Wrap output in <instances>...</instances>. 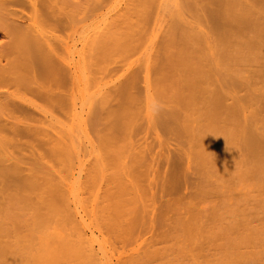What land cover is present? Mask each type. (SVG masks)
Returning a JSON list of instances; mask_svg holds the SVG:
<instances>
[{"label": "bare ground", "instance_id": "bare-ground-1", "mask_svg": "<svg viewBox=\"0 0 264 264\" xmlns=\"http://www.w3.org/2000/svg\"><path fill=\"white\" fill-rule=\"evenodd\" d=\"M0 36V264H113L106 240L92 229L99 169L120 167L102 191L108 216L101 221L120 239L137 211L130 206L135 199L152 211L158 191L180 185L182 156L170 140L188 138L190 115L201 114L191 151L198 163L220 172L238 162L240 173L246 168L264 178V106L247 118L256 99L249 88L227 104L213 83V65L207 70L201 57L212 38L222 64L234 71L224 89L241 88L245 81L235 71L259 59L264 48V0H0ZM174 70L186 76L180 80ZM93 114L104 120L96 141ZM142 130L150 131L149 141L137 137ZM238 150L243 166L235 159ZM244 176L245 184L250 177ZM182 219L174 220L178 228L188 223ZM246 223L220 263L202 253L217 237L207 241L202 228L199 237L205 233L206 241L195 246L197 260L188 264H264V248L238 250L261 242L259 230ZM189 228L187 244H194L197 231ZM155 258L148 247L120 264Z\"/></svg>", "mask_w": 264, "mask_h": 264}, {"label": "rangeland", "instance_id": "rangeland-1", "mask_svg": "<svg viewBox=\"0 0 264 264\" xmlns=\"http://www.w3.org/2000/svg\"><path fill=\"white\" fill-rule=\"evenodd\" d=\"M2 39H3L2 36H0V41ZM212 40L213 39L211 38V40H210L211 50L208 53H204L203 54L204 56L201 54L202 55L201 57H203L206 60H209V58L212 59V61L209 60L210 62L209 61L206 62V60H205V63L207 65H209V66L206 65L207 70H208V68H212V67H213V70L215 69L214 72H213V70H212V72H210L211 76H212V80H214V82L213 81L212 82L217 83L218 85L216 84V86H220L219 88L222 87L220 90H222L221 91L222 93H225L224 94L225 97L226 96L230 97L229 100H228V97H226L227 98L226 99L227 104L230 101L232 102L234 94L236 97H242L243 95L245 96V93H247L249 91V89H251V93H253V95L252 94H250V95L252 97L256 95V97H254L256 99H254L255 102L252 105L254 110L252 109V110H249V112H247V118H250L249 114H252L255 111L257 112V110H256L257 107H255V106H259V105L264 106V97L262 98V94L264 96V91H263L264 90V85H263L264 84V67L260 66V65L264 66V64H262L264 62V54H263L264 48H261V51H260L261 54L258 57L259 59H256L250 63L248 62V64H246V63L240 64V66L243 65V68L240 67V71L239 72L235 71V74H236L237 78H240L239 81L241 83H243L244 81L245 82L243 84H241L242 85L241 88L240 87L237 88L238 90L237 89L232 90V88L229 87L230 85L227 83L230 79V76L234 74L233 70H235V69H233L232 70L233 72H231V70L227 69V66L224 67V64H222L223 62H221L220 58L218 57L219 52L217 50L219 49L218 48L219 45L216 43L217 44V46H216L214 40L213 41ZM190 43L193 44V42H190ZM190 43H189V46H192V44H190ZM193 47H194V44H193ZM212 48H213V50H212ZM216 52H218L216 54V56L213 55ZM207 54H208V56H207ZM205 56L208 58H206ZM214 57H215V59H213ZM217 61H219V62H217ZM220 62H221V64H219ZM208 63H210V64H208ZM210 65L211 66L213 65V66L210 67ZM244 65H245V67H244ZM173 67H174L173 69H175V67L177 69L179 66L177 67L176 65H174ZM181 67H183L182 64H180L179 69ZM225 68L227 70H225ZM183 69H185V66L183 67ZM183 69L181 70V73L186 72V70H185V72H182ZM241 69H242V72H241ZM237 70H239V68ZM252 70H254V71H252ZM179 71L180 70H178V73H179ZM248 71H250L251 73ZM175 72L177 73V71H175ZM218 72H219V74H218ZM178 73L176 75H178ZM181 73H179V76H177L180 78V80L183 79V76L184 77L186 76V75L182 74V79H181V77H180ZM187 73L188 72H186L185 74H187ZM252 73H253V75H252ZM246 80H247V84H246ZM253 81H255V82H253ZM222 83L223 84L226 83V85H229L228 86L229 88L227 87L228 89L225 90L226 88L224 89V87H226V85L224 84L225 85L224 86ZM254 83H256V85ZM210 85H211V87L210 86L207 87V84H206L205 88L210 90L213 87L212 84H210ZM243 85L246 87H244ZM261 85H262V87H261ZM255 87L257 90L255 89ZM234 90H236V91H234ZM249 92H248V94H249ZM237 95H239V96H237ZM256 100H258V102ZM198 102L199 103L196 106H199L200 101H198ZM204 102L205 101H203L201 103L203 104ZM159 106L165 107L162 103H158L157 107H159ZM200 106H201V104H200ZM261 108H262L261 109V111H262L261 115H263L264 110H263V107H261ZM257 109H259V107ZM197 113H198V110H197ZM194 115H196L195 116L196 118L194 117ZM194 115H190V116L186 117L190 122L193 121L192 124L190 123L192 125V128L190 125V128H191L190 133L191 134H189V136H191V141H190V137L187 134H185V135H187L188 138H185L186 136L183 138L182 136H184V134H182V136L179 135L181 138H179V136L174 138V136H173L174 139L170 140V142L172 143L170 147L177 149V151L182 156L181 165L183 167V169H182L183 173L181 172V175L179 178V181H180V179H181V181H180V185H178V187H177L178 190L177 189H176V191L173 190L171 193L169 192L170 194L167 193L166 191H158L157 196H159V197H157L158 200L155 201V204H154L155 206H154L152 211H150L149 207H148V209H143L141 207L139 208L141 201H140V199H137V200L135 199L136 204L130 205V206H135L134 208H136L137 211H136V213L131 214V215H134L133 221L130 224L125 226L126 230L122 233V235H120L121 236L120 239L114 240L113 237L111 236L112 233L109 232L107 230V228L102 224V223H104L105 217L108 216L107 215L108 212L104 210L105 202L102 200V195H103L102 191L105 190L106 188L111 187L114 184L111 181V179L120 167H118L112 163H109L107 165L102 166L99 169L100 175L98 176V178H100L99 182H100L101 188L99 189L98 199L94 202V219H93L92 229L94 230L95 236H97L100 239L106 240V249H107L109 254L113 255V264H120V261L123 260L124 258H126L127 256H137V254L142 255L144 253V250L147 249L148 247L151 250L152 249L155 250L157 252V256L159 257V258H155L156 260L152 261L151 264H169L167 262L168 260H172V261L178 260V261H180V263L178 261H176V262H178V264L192 263V262L197 260V258H196L197 250L195 251V249H197V247L199 245H202L200 243L205 238L207 239L213 234L217 237L211 236L212 238L210 237V239H212V241L207 239V241H210V242L204 243V245H203L204 250L202 253L208 255L209 258L212 259V261L215 260L213 262H216V259H219L218 260V262H219L224 257L226 258L227 251H229L231 248L230 247L231 244L229 246V243L234 242L237 238V236H236L234 241H233L234 236L238 235L241 231H245L244 230L245 228L243 225L244 222L248 223V224L246 223L248 226L246 224H245V226L257 228V230H259L261 242L256 243V244L247 245L244 247L239 245L240 248L238 247V250L240 252L249 254L250 252H253V250L255 251L257 249L264 248V190L262 189L264 187V184H263L264 178L262 177L263 178L262 179V178H259L257 176L259 178V180L255 179V176L253 177L252 173L246 171V168H245V171L240 173V171H241L240 169L242 168V170H243V167H241V166L238 167V164H237L238 162L235 165H232L233 169L230 168V170H229V168L228 169L225 168L224 170H220V172H219V170L216 171L215 169H213L211 167H210L211 168L210 169L209 166L207 167V165L202 166V164L200 162H199L200 163L199 164L198 163L199 160L196 158V156L195 157L193 156L194 152L191 153V151H193L192 148L194 149V147H195V141H192L195 139H192V138H194L195 135H197L195 133V131H197V133H198V131H199L198 129H200L199 126L201 127V125H200L201 121H200V124L198 123L200 119L197 120V118L201 114L199 116H197V114H194ZM90 118H92V125H93L92 135H93L94 141H96V135L100 134V132L104 126V120L102 117H97L93 120L94 114L92 116H90ZM201 120H202V118H201ZM247 120H249V119H247ZM194 128H195V131H193ZM149 132L150 131L145 132V130H142L137 137H141L142 139L144 137H147L146 140L149 141L150 138L152 137V135H150ZM192 142L194 144H192ZM237 152L238 153L237 154L235 153V155H238V156H235V159H236V157H237L236 161L240 159L239 165H242L241 159H242L243 153H241L242 152L241 150H238ZM191 154H192V156H191ZM92 159L93 158H90L87 161L88 167H91V165H93ZM235 159L233 158V161H235ZM157 161H158V163H156V165L159 164V160H157ZM235 162H233V163H235ZM196 163H198V164H196ZM198 165H200L201 167ZM160 166H162V165L159 164V166H158L159 172L161 174ZM204 167H206V168H204ZM200 168H201V171H200ZM197 169H199V170H197ZM212 169L214 170L215 173L212 172ZM163 170H164V167H163ZM209 171L211 173H209ZM198 172H199V174H198ZM239 173L241 175H243L242 178L239 177L240 176ZM247 173H248V176H247ZM244 175H246L248 178L250 177V179L252 176V179H254L255 182L252 183L253 182V180H252L251 181L252 185H250V183L247 182L250 180L249 179V180H245L246 181L245 184L242 183V181L246 178ZM260 179L263 180V182H261ZM256 180H258L257 181L258 183L256 182ZM242 186H244L245 189L244 188L242 189ZM254 186H255V188H254ZM202 189H203V191H202ZM154 190H156L155 187H154ZM199 191L200 192L202 191V192L199 193ZM82 192H83L82 196H87V194L84 192V190ZM197 192H198V194H197ZM244 192H246L247 194ZM196 194L197 195L203 194L204 196L200 197L201 196L200 195L198 197ZM126 197H129V195H126ZM196 201L199 202L200 205L197 204ZM140 209H142V211ZM183 209H185V210H183ZM200 209H201V212H200ZM205 209H207V210H205ZM164 210H166L165 213H162V212H164ZM188 211L193 212V214L191 213V216L196 213L195 215L197 217L195 215H194V217L197 218L198 220L195 219L196 221H194V218H192V217H191L192 218V220H191V218L188 216L189 215ZM180 215L182 216L181 218H184L182 220H184V221L187 220L186 222L191 224V225H188V223L186 224L188 228L191 226L190 228H192V230H193V227L195 228V226L197 225L195 228L197 233L195 234L196 241L194 244H189L190 242L187 239V236L185 235L186 233H184L185 229L187 228V227L184 228V226H186V225L181 224L184 221H182V222L180 221V223H179V224H181V227L183 226L182 227V228H184V229H182L183 231L181 230V227L178 228L177 224L174 223V220L176 217L181 219L179 217ZM199 217H200V220L202 219L201 221H199ZM178 220H175V222L176 221L178 222ZM101 221H102V223H101ZM191 222H196V223L194 224ZM193 225H195V226H193ZM247 227H246V230L248 229ZM202 228H203V230H202ZM232 228L233 229L235 228L236 230L233 231ZM195 229L192 232H194ZM204 229L206 230L205 231L206 234H207V231H209V234H207V237L204 236L205 233H202L204 231ZM210 229H211V231H210ZM201 230H202L201 233L203 234L202 236L205 237L204 239L202 238V236L199 237L201 235L199 233ZM229 231H232V232L230 233ZM210 233H212V234H210ZM184 236L186 238H184ZM231 237H233V238H231ZM228 238H230V239H228ZM231 239H232V241H230ZM182 240H184L185 242ZM204 241H206V240H204ZM187 242H189L188 244L191 247L187 244ZM198 243H199V245L197 246ZM182 244H184L183 247H182ZM185 244H186V248L184 247ZM195 246H197V247H195ZM181 251H183V252H181ZM192 252L195 253V256L193 255ZM224 252H226V253H224ZM198 259L200 260L201 258L198 257ZM248 261L251 263L250 260H248ZM141 262H142L141 260H138L137 262H135V264H141ZM176 262H174V264H177Z\"/></svg>", "mask_w": 264, "mask_h": 264}]
</instances>
